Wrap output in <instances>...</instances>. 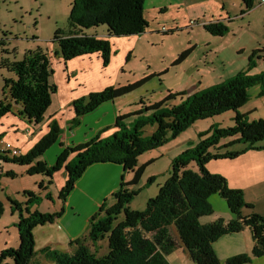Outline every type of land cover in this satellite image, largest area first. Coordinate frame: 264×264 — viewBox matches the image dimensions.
<instances>
[{"label":"trees","instance_id":"16d2710c","mask_svg":"<svg viewBox=\"0 0 264 264\" xmlns=\"http://www.w3.org/2000/svg\"><path fill=\"white\" fill-rule=\"evenodd\" d=\"M145 2L146 0H73L67 27L64 30L56 29L54 33L52 43L58 48L54 56L66 63L75 58L99 54L102 66L107 67L112 56L109 41L90 36L87 31L105 26L110 38L140 36L148 28L143 16ZM241 2L243 10H240V16L254 8V0ZM202 26L212 36L221 37L227 31L226 24L222 21ZM191 52L192 48H189L180 53L173 66L183 62ZM48 55L38 48L27 51L21 61L2 60L0 66L12 72L15 79L4 80L0 118L9 113L33 127L41 125L51 103L50 97L57 92V86L50 82L53 69ZM129 56L127 55V59ZM252 67L254 63L250 60L247 69L220 84L193 93L177 105L172 102L183 93H169L164 99L151 105L140 101L139 110L117 117L115 125L118 131L111 137L95 138L85 144L65 148L61 150L53 166H47L39 158L56 143L61 133L56 122L49 125V132L25 155L16 158L0 157L4 163L27 166L25 174L28 176L47 177V185L52 184L55 173L64 169L66 180L58 195L63 204L88 167L108 163L123 169L119 188L112 195L115 200L113 205L105 210L103 217L93 216L88 226V240L93 247L105 240L106 254L98 257L85 244V239H76L69 242V245L76 246L71 253L46 247L41 250V256L49 264H170L166 257L181 247L193 264H251L252 258H264V215L245 214L253 207L245 202L243 191L230 188L226 178L210 173L206 168L211 161L234 160L248 151L264 150V147L257 146L264 140V119L247 122L245 115L237 113L233 118V127L197 133V144L172 160L168 179L157 195L148 200L144 211L131 212L128 209L127 204L135 193L124 188L136 184L145 167L151 164L152 161L138 167L137 157L141 154L162 146L197 121L226 112H236L247 101V90L251 87L257 86L259 97H264V72L251 75ZM160 75L162 74L158 76ZM154 76L122 86H110L75 100L72 103L75 113L72 124H78L81 116L94 111L101 104L113 102L137 90ZM133 116L137 118L129 127L124 121ZM147 125H155L156 129L150 136L143 137L142 132ZM234 135H238L235 143L240 142L245 147L238 152H218L232 144L219 146L220 139ZM190 163L195 164V171L189 168ZM127 172L132 174V178L129 182H124ZM3 176L15 178L16 174L7 171ZM46 184L40 182L37 187L45 191ZM23 194L33 204H39L42 200L38 193L23 191ZM213 195H218L225 201L233 218L229 221L218 219L201 224V218L213 214L208 202ZM44 198L51 200V195L46 193ZM10 201L20 212L16 225L19 247L2 250L0 264H4L5 260H9V264H41L36 260L38 255L34 251L33 230L38 226L52 224L60 218L64 211L63 205L60 211L54 213H29L26 209L24 216L19 205ZM2 212L0 202V216ZM121 213L122 221L113 224ZM172 228L175 229L177 241L172 238ZM245 230L249 231L252 240L250 254H237L224 262L220 261L213 244L225 235Z\"/></svg>","mask_w":264,"mask_h":264},{"label":"rangeland","instance_id":"374dc122","mask_svg":"<svg viewBox=\"0 0 264 264\" xmlns=\"http://www.w3.org/2000/svg\"><path fill=\"white\" fill-rule=\"evenodd\" d=\"M72 1L0 0V41H3L0 46V64L2 60H7L8 62L21 61L27 51L38 48L52 57L50 52L52 50L54 52L58 51L57 45L52 43L54 33L56 29L64 30L67 27V18ZM149 1L159 3V0H146V2ZM261 1L254 0V8L242 16H240L239 11L240 7L243 10L241 0H238L237 3L228 2L226 7L229 8L231 21L225 23L227 31L221 37L212 36L206 32L202 26L203 21L193 20L186 25L176 24L172 28L166 25L172 23V20L168 19L165 21V25L163 23L158 27L157 20L150 18V30L144 32V36L138 42L135 54L133 53L128 61H125L124 66H126L123 69L124 73L121 74L120 82H122L121 85H124L125 81L133 83L147 76H155L142 87L121 97L119 102L123 101L129 107L127 109L130 112H134L140 108V101L145 105H151L161 101L169 93H183L182 96H177L172 102L177 105L181 101H185L193 93L202 92L206 88L220 84L232 78L238 72L247 69L250 60L254 63V67L250 70L251 75L264 72V3L261 4ZM94 29H96L99 36L107 31L105 26H99ZM93 31H87V34L93 33ZM189 48H192V52L183 62L173 66L177 56ZM1 50L5 51L1 52ZM253 52H256V54L251 56ZM159 74L162 75L158 76ZM8 78H15V75L0 66V98L4 80ZM258 94L259 88L257 86L249 88L247 90V101L236 112H226L206 120L197 121L175 138H170L162 146L138 156L136 164L138 167L150 161L152 162L145 167L136 184L124 187L135 193L127 204L128 209L131 212L145 210L148 200L153 199L157 195L160 187L168 179L172 160L197 144V133L212 131L215 128L226 129L233 127V118L237 113L245 115L247 122L264 119V97H259ZM50 99L51 102L54 100V94L51 95ZM54 108L55 104L50 103L45 111L44 118L51 116L55 110ZM136 118L137 116L130 117L124 123L130 127ZM155 129V125L145 126L142 136H150ZM237 139L238 135L220 139L219 146L232 144L227 149H221L218 152L241 151L245 145L240 142L235 143ZM257 146L264 147V140L259 142ZM260 151L263 150L258 152L248 151L250 152L249 156L241 155L239 156L240 158L238 157L234 161H211L206 166L209 172L219 173L224 178H228L231 184L234 183V178H240L243 185L253 186L249 196L252 200H255L253 203L257 205L256 210L264 206V158H261L262 155L264 156V152ZM0 163L4 170L2 174L5 175L7 172L5 170L10 168L9 164L3 161ZM189 168L196 170L194 163H190ZM14 170L18 172L20 169L15 168ZM95 175L93 173V176ZM62 176L66 178L65 172L62 173ZM5 178L7 179L3 180V182L0 179V202L3 210L0 216V253L4 249H17L19 247L16 225L20 212L10 200L19 205L24 216L26 209L29 213H33L35 211L42 212L50 206V203H58L59 207L63 205L62 201L58 199L62 187H58L59 181L56 179L52 180V184H46L47 193L51 195V200H48L44 198L42 195L43 190L39 189L37 184L33 186V183H38L37 181H31L28 178L22 179L20 176L16 179L6 176ZM131 178L132 174L125 173L124 182H129ZM43 180L47 182L48 179L43 176ZM22 187L26 188L23 191L38 193L42 197L41 202L39 204L30 203L29 197L25 196L23 191L16 193ZM83 190L84 196L81 199L88 203L83 205L82 210L89 209L93 211L91 218L93 216L96 218L103 217L105 210L112 206L115 201L112 196L115 191L109 194L104 192L100 196L102 198L99 200L97 208L94 209L91 202H89L91 201L90 191ZM44 201H49L50 203L44 204ZM208 202L212 207L213 214L202 218L200 220L201 224L212 223L218 219L227 221L229 218H233L227 210L225 201L218 195L211 196ZM101 207L102 210L100 209ZM72 208L74 209L73 205ZM260 213L263 216L264 210H261ZM122 219L123 213L117 216L113 224H117ZM36 229L43 230L41 233L39 232L40 234H35ZM170 232L172 238L177 241L175 229H170ZM88 233L89 227L79 239H85V244L98 257L106 254V241L98 242L93 247L88 240ZM63 234L64 231L60 225H44L34 228V251L37 255H41V250L46 246L53 244L51 245L52 247H57L55 244H59L60 252H65L62 251L64 248L62 242ZM69 247L74 248L76 246L70 245ZM251 248L252 240L248 230L238 234L225 235L213 244V249L222 262L235 254L250 253ZM68 253L71 252L68 251ZM166 258L170 264H193L187 252L181 247L171 252ZM260 261H264V258H255L254 264H262ZM9 263V260L4 261V264ZM40 263L45 264L43 260Z\"/></svg>","mask_w":264,"mask_h":264},{"label":"crops","instance_id":"0c3cea01","mask_svg":"<svg viewBox=\"0 0 264 264\" xmlns=\"http://www.w3.org/2000/svg\"><path fill=\"white\" fill-rule=\"evenodd\" d=\"M237 1L238 0H159V3H152V1L145 2L143 16L148 23V28L146 30H150V18L152 20H157L158 27H160V24L163 23L165 25V21L168 19L172 20V23L166 24L172 28L175 27L176 24L186 25L193 20H197L198 22L203 21L202 25L215 21H222L224 23L230 22V12L229 8L226 7V4L228 2L237 3ZM241 9L242 8L240 7V10ZM88 35L96 36L97 38L109 41L111 45L112 56L108 66L105 68L102 66V60L99 54L75 58L64 63L60 57L54 56V50H52L50 52L52 57L48 55L53 69V76L51 77L50 82L57 86V92L54 94V100L51 102L55 104V110L53 114L48 118H44L41 125L37 127H33L32 125L20 120L13 114L8 113L4 115L0 118V144L2 142H10L20 150L21 155H25L38 143L42 137H44L49 132V125L52 122H56L61 133L56 143H54L42 155V157L39 158V160L45 162L47 166H53L61 150L68 147L72 148L85 144L95 138L105 139L111 137L117 132L118 128L115 125L117 117L132 113L127 109L129 107L123 103V101L119 102L120 98L113 102L103 103L94 111L81 116L79 118L78 124H72V121L75 118L72 103L75 100L86 97L90 93L100 92L107 87L114 85L122 86L120 79L121 74L124 73L123 69L126 66H124L125 61H128L129 59H127V55L131 56L133 53L135 54L138 47V42L144 36V34L125 38H110L106 31L105 34L99 36L97 31L94 30L93 33H88ZM2 51L5 50H1V52ZM8 79L14 80L15 78ZM129 83L132 82L125 81L124 85ZM2 99L3 95L1 94L0 100ZM260 152H264V150ZM249 153L250 152H247L243 155L249 156ZM72 157L73 155L70 156L68 160H70ZM261 158H264V156L262 155ZM237 159L238 158L234 160ZM251 159L253 158L251 157ZM1 161L3 160H0V162ZM8 164L10 168L6 169L5 171H12L14 174H16V177L11 179H16L18 176H20L22 179L28 178L31 181L35 180L38 183L41 182L44 185L46 184V182L43 180V176L41 175H35L32 177L26 175L25 172L28 169L27 166H17L10 163ZM0 167L4 173L1 163ZM15 168H19L20 170L17 172L14 170ZM122 170L120 166L114 164H96L89 167L76 182L75 187L71 192L72 195L70 194L66 202L63 204L64 211L60 218H58L52 224H47L54 226L60 225L63 228L64 234L62 237V242L64 244V248L62 251H67V253L68 251H73L74 248L69 247V242L79 239L81 235H83L82 233L87 231L90 218L93 215L92 213H94L89 209L82 210L83 205L88 203L81 199V197L84 196L83 189L90 191L91 201L89 202H91L93 208L95 209L99 204V200L102 198L100 196L104 192L109 194L118 188L120 178L123 175ZM64 172V169H61L53 176L54 180L56 179L59 181L58 187L60 188L64 185L66 180V178L62 176V173ZM93 173L96 175L93 176ZM211 173L216 174V172ZM0 179H2L1 182H3V180H6L7 178H5V176L2 174ZM226 180L228 181L227 183L230 188L242 190L245 202L253 207L251 210L245 212V214H258L261 210H264V206H262L261 209L257 208L256 210L257 205L253 203L255 200H252V198L249 196V193L253 190V186L243 185L240 181V178H234L233 184L230 183L228 178H226ZM38 183H33V186H36ZM25 189V187H22L17 190L16 193ZM47 192V190L43 191L42 195L44 196ZM46 203L50 202L44 201V204ZM49 205L50 206L48 208L45 207L46 209L42 212L54 213L60 211L62 208L59 207L58 203H50ZM72 205L74 206V209L72 208ZM258 215H261V213ZM229 220H231V218H229L227 221ZM36 230L35 234H38L39 232L41 233L43 229ZM51 245L53 244H50L46 247L60 251L58 248L59 244H55L57 247H52ZM247 254L250 253L247 252ZM36 260L39 263L41 260H43L45 264H49L41 255H38ZM254 263L255 258H252L251 264ZM261 263L264 264V261Z\"/></svg>","mask_w":264,"mask_h":264},{"label":"built area","instance_id":"2783aa9c","mask_svg":"<svg viewBox=\"0 0 264 264\" xmlns=\"http://www.w3.org/2000/svg\"><path fill=\"white\" fill-rule=\"evenodd\" d=\"M264 3V0L261 1ZM21 155L20 150L12 145L10 142H2L0 144V157L1 158H16ZM2 175V170L0 167V176Z\"/></svg>","mask_w":264,"mask_h":264}]
</instances>
